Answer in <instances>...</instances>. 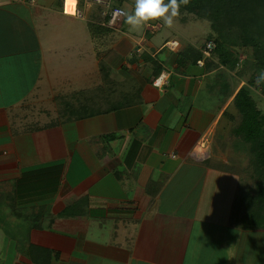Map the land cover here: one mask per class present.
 I'll use <instances>...</instances> for the list:
<instances>
[{"label": "crops", "instance_id": "crops-1", "mask_svg": "<svg viewBox=\"0 0 264 264\" xmlns=\"http://www.w3.org/2000/svg\"><path fill=\"white\" fill-rule=\"evenodd\" d=\"M74 5L65 0L63 12L62 0L31 7L0 0V192L13 190L16 209L30 210L28 239L19 241L25 255L32 248L55 254L47 264H236L228 234L248 230L229 224V209L221 216L214 202L206 207L205 196L215 197L211 180L246 172V162H230L246 143L229 135L233 117H226L242 86L233 88L231 70L210 55L196 65L184 51L198 48L159 22L153 34L145 26L122 33L129 38L120 39L118 55L99 37H91L100 44L90 51L88 18L84 34ZM142 35L149 44L125 48ZM98 89L107 99L131 98L83 118L111 116L108 141L98 123L88 136L72 137L83 120L66 119V106ZM44 104L54 105L60 123L44 122ZM183 168L207 180L192 199L196 178L180 177Z\"/></svg>", "mask_w": 264, "mask_h": 264}, {"label": "rangeland", "instance_id": "rangeland-1", "mask_svg": "<svg viewBox=\"0 0 264 264\" xmlns=\"http://www.w3.org/2000/svg\"><path fill=\"white\" fill-rule=\"evenodd\" d=\"M120 6L126 12H129V8L131 7L132 9L130 8V10L132 11L134 8V0H123V2L120 3ZM91 9H93V8H91ZM87 11H88V9L85 11L84 10L82 11L84 14V17H85L83 20L82 19L79 20L78 18L75 20L81 26V29H82L84 34L86 32L85 21L88 18V14L91 13L92 10H89L88 12ZM86 16H87V18H86ZM158 22H159V24H163L161 21H156L153 25H149V24L145 25V29H147V31H150L151 32L150 34H153L157 30H159L160 26L157 27ZM171 27H173L174 30H176V33H174L176 36H181L183 38L182 40L187 39L189 41L188 43H190V44L188 46H191V47L195 46L198 49H200V47L203 45L204 41L206 40L205 38H206L207 34L209 33L208 22L205 20H200V19L195 20V21H189L185 25H180L178 20L175 18L174 23ZM112 30H113L112 35H110V36L106 37V35H105V37H103V38L97 36L100 39H104V40L109 41V42H107L106 48H108L107 51L111 56L112 55H118L119 52L117 53L116 49L118 46H120V41H121L120 39L121 38H124L128 41L129 37L122 35V33H125V31H127V35L133 34L130 27L126 23H124V20L120 23L119 26L113 27ZM140 37L136 39V41L134 42L135 45H133V46L129 45V47H128V45L125 43V48L127 50L131 49V51L135 50L134 52H137L138 50L136 48L133 49V47L136 46L137 48H140L144 44L149 42L148 38L146 36L142 35ZM90 40H92V39L88 35V49L90 51H92V46H95V48H97L96 44H100V41L97 42V41L93 40L91 42ZM112 42H114V43H112ZM92 43H93V45H92ZM123 44H124V42H123ZM111 45H112V48L110 49ZM182 45H183V43H182ZM169 46L170 45L168 44V48H171V46L170 47ZM250 52L251 51L249 48H241V49L239 48V49L235 50L237 62L233 68H230L231 74H232L230 76L234 81L233 88H235L237 86L244 87L247 90L249 97L252 99L253 103L255 104V108L260 112V114H264V83H261L260 85H257L255 83L258 75L253 71V69L251 67H249V63L252 61ZM210 56L212 59L216 58L215 55H213V54H211ZM117 58H120V57L117 56ZM91 73H92V70H88V75H90ZM88 80H89V77H88ZM90 84L91 83L88 82V85H90ZM66 90L69 91V89H66ZM74 90H82V89L77 88ZM61 93H62V91H61ZM133 93H135V92H133ZM48 97H50V95H48ZM58 98L59 97H56V99H54L55 107H57V105H59V103H58L59 99ZM44 105H45L44 107L48 108L47 110L43 109L44 113H45L44 114V117H45L44 122L53 121V119H54L56 121V122L54 121L55 124L60 123L59 121H61V118L59 116H57L58 114H57V112H55L54 105L50 108L46 104H44ZM234 108L235 107L233 106V110H231V112H229V111L226 112V117H228V116L233 117V119L231 121L232 125H231V128L229 129L230 130L229 135L235 136L236 140L239 142V141H241V138H240L241 134H238L237 130H238V125L241 122V119H240V115H239L238 111ZM39 112L41 114L43 113L42 111H39ZM110 117L109 116L108 117L102 116V117L93 118L91 120L89 119V121H85V119H82L83 121L77 123L78 128L76 126L78 134L73 133L71 135H72V137H76V138H77V135L82 136V137L88 136V130L90 132H92L93 127H95L94 126L95 123H98L99 124L98 129L101 130V133L105 132L103 137L106 138L108 141L110 137L107 135V128H108V130H111V132H112V129L110 127L111 125L109 126L107 124L108 125V127H107V125H105V123H111L112 120ZM90 125H92V126H90ZM218 138H219V136H218ZM221 139H223V138H221ZM223 140H225V139H223ZM83 142H85V140H83ZM229 142H231V141H229ZM241 144H242V142H241ZM243 150H241V149L236 150V152L234 154L235 158L233 156L232 150L229 151V152H232L229 155L231 156L230 162L235 161L236 163L241 162L242 164H244L246 162V164H245L246 172L238 174L237 177H236V175H235V177H233V175H222V176H220L222 179H226L225 183H217L218 180H211L210 183L208 182L209 186H207L206 188H210V193H211V189H214V192H215L214 196L215 197H213L212 195H209V194H208L209 197H208V195L205 196L207 198L206 199V207H207V205H209L210 202H214V205L217 204L216 206H219L218 211L220 212L219 214L221 216H222L221 212H224L225 209L226 210L229 209L228 211L231 212L232 208L234 207L232 215H234L233 217L236 221L239 220L240 216H242L243 214L245 216L247 209L250 208L248 203L251 200V196L254 194V191L252 192V190H251L252 185H253L252 179L256 175L254 172H252L253 171L252 167H254V165H253V156L254 155H253V152L250 150V145L245 144ZM226 152H228V151H226ZM240 152H243L244 153L243 155L245 157L244 156L240 157L241 156ZM230 162L228 161L229 164H230ZM189 169H187V170L189 171ZM184 170H185V168H183L181 171L183 172ZM233 170H236V172H238V168H233ZM181 171H180V177H182V176L184 177L187 175L191 178L190 182H193V180L196 178V183L193 186L195 188L194 189H193V187L190 188V199H192L194 197V196H192L193 192H194V194L197 192V184L200 183V185H201L202 183H205L207 180L203 179L202 178L203 176H201L199 174V172H195L192 175H190V174L188 175L187 171H184L183 173H181ZM189 173H191V170ZM192 176H193V178H192ZM199 176H201V177H199ZM33 183L36 184L35 180L33 181ZM36 185H38V184H36ZM186 187H184V188H186ZM218 191H219V196H217ZM212 192H213V190H212ZM29 193L32 194V191H30ZM38 196H39V191H35L34 194L32 195V197H36V198ZM244 197L246 198V202L242 203L240 200ZM16 199H17V197H16V195H14L13 190H11V189L10 190L6 189L4 191L1 190V192H0V264H34L30 260L29 261L27 260L28 255H25V253H24L25 250H22L21 243L19 242V241H22V243H24L28 239V236L25 235L26 234L27 219H24V218H25V215L27 213H29L30 210L23 209V208L22 209H16V207L14 205L16 202ZM243 204H244V206H243ZM10 216H13L12 220H10V218H11ZM238 216H239V218H238ZM6 217H10V218H6ZM238 224L241 227L243 222L242 223L239 222ZM258 224H260V226L264 227V219H261L260 221H258ZM27 226H28V223H27ZM237 227H239V226H237ZM225 229H227V226L225 227ZM247 230L248 231H246V232H239L238 230L230 229V232L228 234V235H230L229 238H234V237L236 238V242L230 241L232 244V247H236V257H235L236 261H237L236 264H264V229L259 227L258 229H247ZM7 235H9L8 236L9 238L7 237L8 239L6 237H4ZM5 238L8 241V243H7L8 246L4 242ZM9 239L10 240L13 239V241H14V242H12L13 245H9V241H10ZM19 247H21V248H19ZM31 250L33 251V249H31ZM46 253H48V252L40 253L41 254L40 258L45 259L46 256L45 255L42 256V255L46 254ZM47 256H49V257L53 256V258H54V256L56 257V255L52 254V253L47 254ZM49 257H48V259H49Z\"/></svg>", "mask_w": 264, "mask_h": 264}, {"label": "trees", "instance_id": "trees-1", "mask_svg": "<svg viewBox=\"0 0 264 264\" xmlns=\"http://www.w3.org/2000/svg\"><path fill=\"white\" fill-rule=\"evenodd\" d=\"M122 2L123 0H112V6H120ZM167 2L168 0H165V3ZM89 10H92L88 14L87 23L90 37H104L113 31L98 25V22L102 20L99 7L91 6L88 8ZM176 19L180 25L198 19L208 22L209 33L203 45L212 41L214 46L210 55H215L218 65L228 69L233 68L237 62L235 50L249 48L252 59L249 67L257 75L264 70V0H189L187 6H181L180 14ZM184 52L193 54L192 61L194 63L201 58L198 50L188 48ZM210 58L204 60L207 61ZM103 92V89H98L99 95L91 97L88 96L87 91L81 96L82 103L79 106L72 108L67 105L65 112L68 116L66 119L80 120L101 113L107 114L117 107L127 106L128 100L131 98V96L121 93V98L111 100L107 99ZM232 102L241 119L237 132L241 134L240 138L250 145V150L254 155L252 172L256 175L252 179L251 190L254 191V194L248 203L250 208L247 209L245 216L243 214L236 221L232 215L233 207L229 216V224L235 227L239 226L238 228L244 230L258 229L259 227L264 229L258 224V221L264 219V114H260L255 108V104L244 87H240L236 91ZM240 201L245 203L246 198L244 197ZM239 222H243L241 227ZM32 249L34 252L32 250L27 252L29 260L34 264H47V259L40 258V253L45 251L39 248Z\"/></svg>", "mask_w": 264, "mask_h": 264}, {"label": "clouds", "instance_id": "clouds-1", "mask_svg": "<svg viewBox=\"0 0 264 264\" xmlns=\"http://www.w3.org/2000/svg\"><path fill=\"white\" fill-rule=\"evenodd\" d=\"M188 4L189 0H168L167 3L165 0H134L133 10L124 14V23L131 30H141L153 21H161L165 26L171 27L180 14L181 6ZM255 83H264V70L259 73Z\"/></svg>", "mask_w": 264, "mask_h": 264}, {"label": "built area", "instance_id": "built-area-1", "mask_svg": "<svg viewBox=\"0 0 264 264\" xmlns=\"http://www.w3.org/2000/svg\"><path fill=\"white\" fill-rule=\"evenodd\" d=\"M15 3L34 6L37 0H9ZM64 2L62 0V11L64 12ZM74 11L71 16L78 19H83V10H87L91 6H97L100 8V16L102 20L99 22L100 26L107 28H113L119 26L120 23L124 20L125 10L121 6H112V0H74ZM212 41L206 42L203 46L198 49L201 54V58L196 60V65L202 66V61L209 57L210 52L213 48Z\"/></svg>", "mask_w": 264, "mask_h": 264}]
</instances>
